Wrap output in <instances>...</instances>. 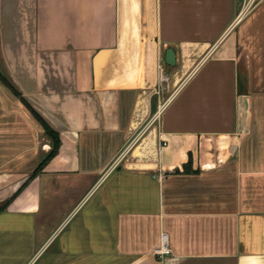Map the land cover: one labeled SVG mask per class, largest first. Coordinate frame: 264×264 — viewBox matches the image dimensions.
<instances>
[{
	"label": "crops",
	"instance_id": "obj_1",
	"mask_svg": "<svg viewBox=\"0 0 264 264\" xmlns=\"http://www.w3.org/2000/svg\"><path fill=\"white\" fill-rule=\"evenodd\" d=\"M246 1L0 0V69L60 140L32 176L50 141L0 81V264H264Z\"/></svg>",
	"mask_w": 264,
	"mask_h": 264
},
{
	"label": "trees",
	"instance_id": "obj_2",
	"mask_svg": "<svg viewBox=\"0 0 264 264\" xmlns=\"http://www.w3.org/2000/svg\"><path fill=\"white\" fill-rule=\"evenodd\" d=\"M0 81L16 96L19 97L22 104L30 111V113L34 116V118L39 122V124L42 126L43 132L45 136L50 141V149L45 154L42 161L38 164L36 169L33 171L32 176L35 175L38 171H40L43 166L56 155L58 152V148L60 145L59 135L57 132L52 130L41 118L37 113L26 103L24 99L20 97V93L17 91V89L7 80L5 75L2 73L0 69Z\"/></svg>",
	"mask_w": 264,
	"mask_h": 264
},
{
	"label": "built area",
	"instance_id": "obj_3",
	"mask_svg": "<svg viewBox=\"0 0 264 264\" xmlns=\"http://www.w3.org/2000/svg\"><path fill=\"white\" fill-rule=\"evenodd\" d=\"M254 1L255 0H248L244 2L241 6V11L239 15H241V13L249 11L251 7L253 6ZM170 252L171 251H170L169 244H168V236L166 233H162L160 236L159 247L156 249V254H158L159 256H164V255L170 254Z\"/></svg>",
	"mask_w": 264,
	"mask_h": 264
},
{
	"label": "water",
	"instance_id": "obj_4",
	"mask_svg": "<svg viewBox=\"0 0 264 264\" xmlns=\"http://www.w3.org/2000/svg\"><path fill=\"white\" fill-rule=\"evenodd\" d=\"M172 59H173V52L169 49L167 52H166V62L171 65L173 62H172Z\"/></svg>",
	"mask_w": 264,
	"mask_h": 264
}]
</instances>
